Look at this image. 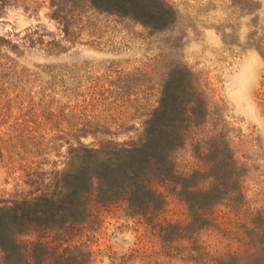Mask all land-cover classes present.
Returning a JSON list of instances; mask_svg holds the SVG:
<instances>
[{
	"label": "rangeland",
	"instance_id": "374dc122",
	"mask_svg": "<svg viewBox=\"0 0 264 264\" xmlns=\"http://www.w3.org/2000/svg\"><path fill=\"white\" fill-rule=\"evenodd\" d=\"M165 1L174 22L155 30L86 0H0V205L59 191L79 148L104 156L141 144L177 68L191 71L206 101L173 155L177 175L205 190L212 173L227 183L231 158L239 173L238 193L195 223L178 181L155 183L166 201L154 213L93 196L86 221L20 238L31 247L41 237L54 264H244L264 255L263 234H254V219L264 220V0Z\"/></svg>",
	"mask_w": 264,
	"mask_h": 264
},
{
	"label": "trees",
	"instance_id": "16d2710c",
	"mask_svg": "<svg viewBox=\"0 0 264 264\" xmlns=\"http://www.w3.org/2000/svg\"><path fill=\"white\" fill-rule=\"evenodd\" d=\"M65 1V0H57ZM84 1V0H66ZM95 9L128 17L151 29L164 30L174 22L172 8L165 0H86ZM206 115V101L194 83L187 68L170 73L163 90L160 105L147 121L145 139L133 147H113L104 156L98 148H79L75 155L77 165L64 173L59 191L42 194L27 201L0 205V248L5 253L3 264H54L52 247L41 237L25 247L20 238L32 232L62 227L86 221L90 216V203L94 196L105 204L122 201L134 214L159 212L165 206V196L155 183L178 181L182 186L192 214V222L204 220V213L231 193H238L239 173L234 159L229 165L227 183L219 175H210L214 184L205 190L190 189V178L178 176L173 155L186 139L187 122ZM218 169L221 159H213ZM254 219L255 236L264 229ZM188 224L189 225H191ZM187 227V226H186ZM237 263L236 257H232ZM62 264V263H61ZM220 264H227L222 261ZM232 264V263H231ZM244 264H264V255L252 253Z\"/></svg>",
	"mask_w": 264,
	"mask_h": 264
}]
</instances>
